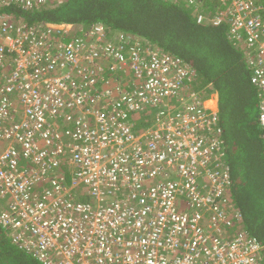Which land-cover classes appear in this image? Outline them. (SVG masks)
Segmentation results:
<instances>
[{
  "label": "built area",
  "instance_id": "2783aa9c",
  "mask_svg": "<svg viewBox=\"0 0 264 264\" xmlns=\"http://www.w3.org/2000/svg\"><path fill=\"white\" fill-rule=\"evenodd\" d=\"M46 1L59 0L0 5ZM210 1L197 21L228 24L264 129V0ZM3 19L0 227L12 243L40 264H264L227 200L216 105L188 88L187 62L102 24ZM140 111L152 118L134 128Z\"/></svg>",
  "mask_w": 264,
  "mask_h": 264
},
{
  "label": "trees",
  "instance_id": "16d2710c",
  "mask_svg": "<svg viewBox=\"0 0 264 264\" xmlns=\"http://www.w3.org/2000/svg\"><path fill=\"white\" fill-rule=\"evenodd\" d=\"M214 6L210 0L196 5L179 0H59L33 9L1 4L0 15L8 24H73L76 33L102 24L108 35L123 33L147 41L187 62L193 77L188 88L203 99L215 100L222 160L230 179L227 200L240 213L244 231L261 244L264 262V129L257 119L259 92L245 53L228 37V24L197 21L200 13H211ZM151 118L140 111L131 115L130 122L142 128ZM0 263L40 264L12 243L2 227Z\"/></svg>",
  "mask_w": 264,
  "mask_h": 264
},
{
  "label": "bare ground",
  "instance_id": "6f19581e",
  "mask_svg": "<svg viewBox=\"0 0 264 264\" xmlns=\"http://www.w3.org/2000/svg\"><path fill=\"white\" fill-rule=\"evenodd\" d=\"M208 104H210V105H212V106H213V105L215 104V100H214V98H213V99H211V100H209V101H208Z\"/></svg>",
  "mask_w": 264,
  "mask_h": 264
},
{
  "label": "rangeland",
  "instance_id": "374dc122",
  "mask_svg": "<svg viewBox=\"0 0 264 264\" xmlns=\"http://www.w3.org/2000/svg\"><path fill=\"white\" fill-rule=\"evenodd\" d=\"M208 102V101H207ZM208 104V103H207ZM208 105H210V104H208ZM210 106H212V105H210ZM215 105H213L212 107H214Z\"/></svg>",
  "mask_w": 264,
  "mask_h": 264
}]
</instances>
